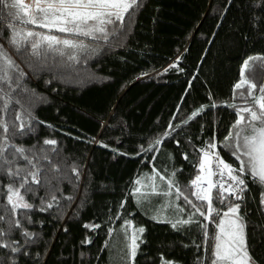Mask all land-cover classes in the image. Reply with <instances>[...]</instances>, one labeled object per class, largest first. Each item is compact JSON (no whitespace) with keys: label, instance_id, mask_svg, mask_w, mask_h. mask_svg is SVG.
I'll return each mask as SVG.
<instances>
[{"label":"trees","instance_id":"obj_1","mask_svg":"<svg viewBox=\"0 0 264 264\" xmlns=\"http://www.w3.org/2000/svg\"><path fill=\"white\" fill-rule=\"evenodd\" d=\"M8 13L0 6V44L18 67L0 59L7 73L0 80V122L8 126L4 155L14 161L5 167H21L24 175L34 164L40 184L31 185L33 192L21 190L33 207L14 214L6 197L11 181L0 173V229L9 233L11 222L21 224L0 237L16 242L21 252L0 248V259L4 264H11L10 258L16 264H203L215 223L194 216L207 225L208 238L195 223L172 224L195 212L185 196L206 210L190 183L200 174L201 151L210 141L237 163L226 138L236 130L237 108L251 105L235 91L242 66L251 57L264 58V0H142L122 27L108 26L107 40L76 37L85 47L64 49V55L41 48L34 56L29 44L17 51L8 42V25L25 31L34 26ZM249 76L264 87V63H255ZM202 106L205 110L189 119ZM4 135L0 129V144ZM12 145L22 147L32 163ZM148 176L156 178L158 191L137 193ZM169 180L175 182L171 189ZM245 182L240 213L249 253L264 264V186L250 175ZM234 201L214 200V207L223 210ZM48 203L53 207L41 211ZM138 228L144 232L133 260L127 244L114 249L112 240L121 230L131 237ZM25 231L32 235L25 237Z\"/></svg>","mask_w":264,"mask_h":264},{"label":"snow or ice","instance_id":"obj_2","mask_svg":"<svg viewBox=\"0 0 264 264\" xmlns=\"http://www.w3.org/2000/svg\"><path fill=\"white\" fill-rule=\"evenodd\" d=\"M142 0H0V6L9 9L8 15L14 17L18 22L25 25L31 24L33 29H17L15 26L9 24L11 29V37L9 44H11L17 51L29 44L32 50V55H39L41 48L46 51L57 52L60 55H64V49H77L84 48L85 44L82 40L76 39V37H88L91 39H104L107 40L110 35L108 26L115 25L119 22L122 27L124 24L125 15L129 14L130 9H136L141 6ZM35 28L46 29L47 31L40 32L35 31ZM59 33L62 35H57ZM74 56H69V59H74ZM0 59L4 61L7 67H18L14 64L7 55L3 45L0 44ZM258 59V58H249ZM249 61L244 62V66L248 67ZM176 67V65H172ZM0 71L5 69L0 68ZM23 75V73H21ZM7 78L5 71L4 76H0V80ZM247 81H241L237 83L235 87L240 89ZM256 85L251 84L248 95H252L251 89H255ZM260 92L264 93V87L260 88ZM254 102L259 106V114L252 110V108L244 107L237 108V115L239 119L233 126L234 133H231L228 139H234L235 144H226V147L234 148L231 155L239 161L238 167H233L222 159L218 153H213L212 150L217 147L213 142H209L208 151H203V158L200 160L199 169L200 174L196 175V178L192 180V185L195 186L196 191L192 192V195L201 202H206V210L203 203L198 206L184 197L185 202L195 212L189 216L186 220H178L172 224L173 228L177 227V224L186 225L195 223L201 229H203L204 236L208 238L207 225L201 224L194 219L196 213L204 217L205 220H209L215 223L216 230L212 236L211 248V260L210 264H257V261L253 259V256L249 253V243L247 234V223L243 216L240 215L239 203H229L227 210L223 212L221 216L220 210L214 207V200L219 201L221 204L225 203L228 196L234 197L236 200L243 199L241 193H243L247 184L245 182V175H250L254 182L258 180L261 186H264V96L255 98ZM215 102L211 107H216ZM236 107L235 105H232ZM206 106H202L198 112H193L189 119L194 118L200 112L205 110ZM243 113H248V120L245 121ZM259 122V126L257 123ZM43 123V122H41ZM241 125H244L241 127ZM171 127V126H170ZM23 125H21V129ZM0 129H3L5 143L0 144V173L6 175L11 181L6 185V197L9 207V211L16 213L18 209H31L32 204L25 202L23 192H33L32 184H40V170L36 168V165H32L34 171H28L26 174L21 175L24 169L17 167H5V165H11L14 161H10L4 155L7 151L6 141L8 126L4 122H0ZM169 133H165L168 136ZM45 144L55 145V140H45ZM156 144H160L161 141L157 140ZM15 153L19 157L32 163L31 160L24 154L25 150L22 147H16ZM151 150V149H149ZM211 153V155H210ZM213 156L215 160L213 161ZM242 157H246L244 159ZM213 163H215V171L213 170ZM218 176V179L214 182L212 177ZM226 177V179H225ZM161 180L164 177H160ZM18 181V183H17ZM206 182L207 187H201ZM139 184L140 181H137ZM174 181H168V187L171 189L174 186ZM227 184V187H225ZM217 189L215 195H213V189ZM136 192H140V188L136 189ZM155 192V188H153ZM178 195L182 194L180 189L177 188ZM227 194V196L225 195ZM164 195H170L171 192L163 193ZM53 199H55L53 197ZM264 204V199L261 200ZM52 203H48L46 208L41 207V211H46L48 208H52ZM183 211V209H180ZM220 217L218 221L215 219ZM0 220H4V216L0 215ZM29 222H31L29 220ZM130 225V221L127 222ZM21 224L18 220L10 223L9 233L12 228H20ZM85 227H91L85 225ZM95 227H99L96 225ZM144 228L136 229L130 237L131 243L128 245L131 259H135L139 244L137 240L140 239L138 234H142ZM3 229H0V237L6 234ZM25 237H30L32 234L25 231L22 233ZM26 243L29 241L26 240ZM14 243H5L0 241V248H7L12 253H20L21 247L14 246ZM199 248V245L197 246ZM27 254L26 252L24 253ZM11 264H16L15 258H10ZM0 264H4V261L0 259ZM164 264H171V262L165 261Z\"/></svg>","mask_w":264,"mask_h":264},{"label":"rangeland","instance_id":"obj_3","mask_svg":"<svg viewBox=\"0 0 264 264\" xmlns=\"http://www.w3.org/2000/svg\"><path fill=\"white\" fill-rule=\"evenodd\" d=\"M77 51V50H76ZM255 58H258V59H247L249 61L248 63V67H245L244 64L242 66V71H241V80L238 82L240 83L242 80L243 81H247V83L243 84V86L240 88V89H237L235 88V91H236V95L239 96L241 95L244 99H246V101L250 102L251 105H244L242 106L241 108H244V107H249V108H252V110L256 111L258 114L260 112V109H259V106L254 102L255 98H259L261 96H264V93H261L260 92V88L257 87L256 85V80L254 78H252L251 76H249V72H252V69H253V66L255 63H259V62H263L264 63V58L260 57V56H254ZM253 58V57H251ZM251 84H255L256 85V88L255 89H251L252 91V95L249 96L248 95V92L250 90V85ZM244 116H245V121L247 122L248 120V116L249 114L248 113H243ZM238 119H239V116H238ZM257 123V126H259V122H256ZM244 125H241V127H243ZM234 133V132H233ZM228 144H232L234 145L235 144V140L234 139H230L228 140ZM217 145V144H216ZM217 149V150H216ZM203 151H208V148L202 150V158H203ZM213 153H218V147L213 149L212 150ZM244 159H247L246 157H242ZM236 165L239 166V161H237V163H234ZM147 182L144 184V186H141V189L140 190H144L146 192L150 191L152 192L153 191V188H155V192H157V186L155 185L156 184V178L154 176H148L147 177ZM252 178V177H251ZM253 179V178H252ZM152 195H150L148 197V199H152L153 201H156L157 197L153 195V197H151ZM227 196V195H226ZM170 198V197H168ZM235 203H238V202H233V204ZM240 204V203H239ZM172 208V207H171ZM175 209V212L177 211L176 208H172V210L174 211ZM227 208L224 209V211H226ZM178 212V211H177ZM223 213H221V216H222ZM241 215V213H240ZM242 216V215H241ZM220 217H218L219 219ZM217 219V221H218ZM210 221L208 220V223ZM217 231L216 230V227L214 226V232ZM112 243H113V246H114V249H117V247L119 246V244L121 246H126L127 244V247L128 245L131 243V239H130V235H129V232L128 231H119V233L117 234L116 238H114L112 240ZM206 249H207V246H206ZM119 255H117L116 253L113 254L112 258L113 259H117ZM211 252L210 254L206 253V256L204 257L203 259V264H210V260H211Z\"/></svg>","mask_w":264,"mask_h":264},{"label":"built area","instance_id":"obj_4","mask_svg":"<svg viewBox=\"0 0 264 264\" xmlns=\"http://www.w3.org/2000/svg\"><path fill=\"white\" fill-rule=\"evenodd\" d=\"M216 148H217V147H216ZM216 150H217V149H216ZM201 152H202V151H201ZM216 153H217V152H216ZM218 154H219V153H218ZM210 155H211V153H210ZM219 156H220L222 159H224L225 162H227V163H229V164H232L233 167H238V165L229 162V161H228L227 159H225L222 155L219 154ZM214 160H215V157L213 156V161H214ZM213 170L215 171V163H213ZM212 179H213V181L215 182V181L218 179V176H213ZM225 179H226V177H225ZM244 179H245V177H244ZM191 182H192V181H191ZM190 184H191V187H192V189H193V192H195V191H196L195 186H193L192 183H190ZM201 187H205V188H206V187H207V183L204 182V183L201 185ZM225 187H227V184H225ZM212 191H213V195H214V192L217 191V189L214 188ZM225 195H227V194L225 193ZM241 195H242V197H243V199H241V200H236L234 197H231V196H228V197H231L232 199H235L236 202L240 203V201H245V191H244L243 193H241ZM220 212L223 213V212H224V209H223V210H220Z\"/></svg>","mask_w":264,"mask_h":264}]
</instances>
